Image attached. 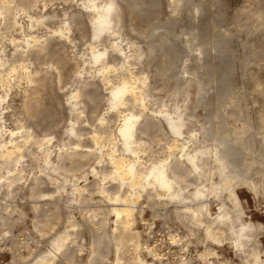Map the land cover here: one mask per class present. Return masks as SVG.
<instances>
[{
  "label": "rangeland",
  "instance_id": "1",
  "mask_svg": "<svg viewBox=\"0 0 264 264\" xmlns=\"http://www.w3.org/2000/svg\"><path fill=\"white\" fill-rule=\"evenodd\" d=\"M120 1L124 30L121 37L112 38L121 43L125 53L118 59L109 57L113 65L115 59L118 63L111 71L91 63L92 45L102 50L111 39L105 35L99 41L91 39L92 11L85 0H29L33 6L26 10L14 0L10 13L0 15V62L4 63H0V142L11 147L16 139L22 145V157L15 164L24 167L22 174L15 173L18 178L11 187L0 184V264H33L40 254L55 252L53 242L67 227L76 232L75 243L68 258L64 250L57 251L58 264H93L90 246L101 229L91 221L90 207L106 208L98 210L96 219L105 216L108 229L117 218L115 212L108 211L113 202L100 192L102 186L117 184L111 179L108 152L114 142L117 154L133 157L120 148V124L129 112L149 118L153 126L139 134L143 143L139 155L144 163L171 152L178 155V149L169 148L173 138L159 113L161 108L177 105L188 107L191 132L185 136L195 132L196 146L213 148L225 137L240 157L244 180L234 182V188L245 218L256 223L264 258V22L255 24L249 14L256 6L264 10V0H181L177 5L174 0ZM127 53L131 56L125 60ZM123 78L145 89V109L140 102L111 107V86ZM37 86H42V92L34 89ZM76 91L81 94L73 107ZM37 98L40 104L34 102ZM77 111L82 112L79 117ZM72 126L78 134L70 132ZM95 136L102 137L103 144ZM90 151L94 154L80 166L63 160L75 152ZM210 160L218 169L217 157ZM12 167L14 164L0 165V177L12 174ZM36 180H44L38 195L32 191ZM247 181L257 185L258 193ZM83 186L85 199L80 201L74 189ZM228 195L229 191H224L221 198L209 196L213 214L220 210L222 199L232 203ZM156 200L167 203L154 205L144 195L137 205L142 212H137L135 227L141 231L142 241L160 243L169 257H174V250L195 256L207 243L215 247L220 259L241 262L230 239L221 244L203 242L202 237L197 238L203 232L194 236V227L180 219L181 205L166 198ZM46 214L52 215L49 222ZM148 222L153 226L151 234ZM174 233L184 243L190 240L186 251L181 250V244L170 243ZM147 257L152 259L150 254ZM109 258L97 257L94 262L114 264L113 247ZM213 259L220 264L218 257Z\"/></svg>",
  "mask_w": 264,
  "mask_h": 264
},
{
  "label": "bare ground",
  "instance_id": "2",
  "mask_svg": "<svg viewBox=\"0 0 264 264\" xmlns=\"http://www.w3.org/2000/svg\"><path fill=\"white\" fill-rule=\"evenodd\" d=\"M13 1L14 0H0V15L3 14L6 16L10 13L9 11L12 10L10 9L11 2ZM180 1L181 0H174V3L177 5ZM18 2H20L18 5L23 6L25 10L29 6H33V3L29 2V0H18ZM85 4L87 8L92 11V18L89 23L91 39L99 41L103 35L111 39L109 46L102 50H98L97 45L91 44V63L97 66L98 69H110L111 71V68H113L115 64H118L115 63L118 56L123 57L125 53V48L121 46V43L112 38L115 35L121 37L120 33L124 30L122 3L120 0H85ZM249 14L254 17L253 22L255 24H263L264 10L261 6H256ZM10 19L12 18L10 17ZM16 28H18V26ZM59 33L61 36L64 34L63 31H59ZM109 48L110 50H108ZM106 55H108V57ZM111 55L115 58L117 56L114 65L113 60H109ZM130 56L131 54H125V60ZM0 63L1 65L4 64L3 62ZM123 66L122 64L121 67ZM101 70H99V72ZM105 74L106 73H104V75ZM106 78L109 77L106 76ZM2 81L3 78L0 73V82ZM142 83L145 84V81H142ZM37 88L41 89L42 86H37L34 89ZM110 93V104L114 109H118L123 105H129L131 102H140L144 109L147 107V103L143 101L145 89L142 85L131 82L130 79L123 78L118 84L112 85ZM38 94L39 93H37V95ZM80 94L81 91L73 93V97L75 98V101L72 102L73 107H76L78 103L77 99L80 97ZM35 101L37 104H40L38 98L34 100V102ZM141 112L143 111L141 110ZM81 113V111H77L76 115L79 117ZM159 113L164 119L163 123L167 131L173 138V143L169 148L178 149L179 154L177 155L175 152H171L168 156L152 160L149 164L144 163L139 155L143 150V143L139 134L149 130L153 125L150 120H148L149 118H141L138 113L129 112L125 115L119 127V132L121 134L120 148L127 152L128 155H133V157L117 154L116 147L118 146L114 144V142L112 149L108 152L110 163L112 164L111 179L113 182H117V184L111 183V186H102L100 192L106 199L113 202L114 205L108 208V211L115 212L117 218L112 227L108 229L106 227L107 218H105V216L103 220L96 219L98 210L106 208L90 207V219L93 224L97 225V227L100 226L99 229H101V232L97 231L96 237L91 242L90 246L91 261L93 264L96 263L94 261L97 257H103V259L109 260L110 249L112 247L116 253L114 264H171V261H173L177 255L179 258L173 264H215V260L213 259L214 256L218 257L220 264H264L262 249L259 247L260 242L256 237V223L251 218H245L246 211L244 210L238 192L234 188V182L243 181L244 174L243 169L239 167L240 157L231 147L230 140L224 137L219 139L218 143H216L213 148L198 147L195 145V132H192L189 136H185L186 133L191 132L189 129L191 115L188 112L187 105L184 107L177 105L174 108H161ZM70 132L75 134L79 133L74 126L70 128ZM29 138L30 135L27 134L25 139L28 140ZM101 138L100 136H95L98 142H101ZM107 138L111 139V136L108 135ZM13 142L14 145L11 147L7 146L4 142H0V165L9 166L14 164V167L10 169L12 174L2 175L0 177V184H6L8 187H11L17 180L18 177L15 173L19 175L24 171L23 166L20 167L17 166V163L15 164V162L19 161L22 157V145L16 141V139H14ZM38 143L42 144V140H38ZM92 154H94L93 151L75 152L71 156L64 157L63 160L69 159L72 165L80 166L86 159L89 160L88 158H90ZM23 155L25 156V154ZM213 156H216L218 159L220 165L218 169L210 163V158ZM45 160L46 162L49 161L48 154H46ZM247 167L249 168L251 165ZM58 168L60 167L58 166ZM106 169H104V172H107L105 171ZM215 174L219 176L218 179L214 178ZM43 183L44 180H36L35 185L32 187V191L36 192L34 193L35 195L39 194L38 189ZM247 183L252 190L258 193L260 189H258L256 184H251L248 181ZM85 189L84 186L75 187L74 191L75 194H77L78 200L81 201L85 199ZM112 189L116 190L112 191ZM56 191L58 192L60 189ZM224 191H229L228 197L232 203L229 204L225 199H222L219 207L220 210L217 211L216 214H213L208 198L212 194L221 198ZM41 194L45 195L47 193ZM144 195H146L149 202L157 206L166 204L167 202H158L156 198H166L174 201L177 205H181L179 217L183 222H189L190 225L194 227L191 229V234L195 236L196 232L202 231L203 235H198L197 238L200 239L202 237L203 242L212 241L221 244L224 240L230 239L232 241V247L235 248L236 254L241 259V262H235L224 258L220 259V255L215 247L207 243H205L206 245L203 250H197L195 256H188L183 252L174 250V254H172L174 257H169L166 256L167 253L162 250L160 243L152 244L148 240L142 241L141 231L135 227V223L137 220V212L140 214L142 212L138 210L137 205ZM48 196L52 197L53 193H48ZM51 217V214H46V221L49 222ZM142 219L145 220L144 217H142ZM144 223L147 224V221L145 220ZM71 225L73 229L77 226L76 223H72ZM147 228L149 229L147 232L151 234V232H153L152 223L148 222ZM75 236L76 232H73L67 227L53 242L56 249L55 252L40 254L33 264H58L57 251L64 250V256L68 258L73 249L71 245L75 243ZM182 239L183 238L178 234L174 233L170 235V243L173 245L181 244V250L186 251L189 247L190 240L184 243ZM169 250L172 251V248ZM148 254L151 255L152 259L147 257ZM197 261L199 262L196 263Z\"/></svg>",
  "mask_w": 264,
  "mask_h": 264
}]
</instances>
